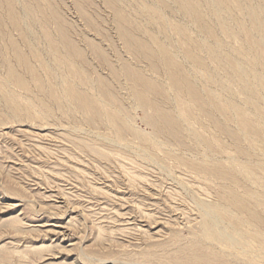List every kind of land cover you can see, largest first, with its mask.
<instances>
[{
    "label": "rangeland",
    "instance_id": "obj_1",
    "mask_svg": "<svg viewBox=\"0 0 264 264\" xmlns=\"http://www.w3.org/2000/svg\"><path fill=\"white\" fill-rule=\"evenodd\" d=\"M10 1L14 20L0 0V264H174L194 245L225 264H264V225L225 197L252 191L258 199L248 207L264 220V36L256 31L264 0H194L200 21L177 0ZM244 30L262 42L260 53ZM165 54L222 110L193 106L183 119ZM126 68L161 88L154 100L179 131L134 101L145 87L133 86ZM67 86L78 100L118 110L128 129L118 136L119 120L77 108ZM253 126L260 135L243 131ZM200 162L226 175L198 171Z\"/></svg>",
    "mask_w": 264,
    "mask_h": 264
},
{
    "label": "bare ground",
    "instance_id": "obj_2",
    "mask_svg": "<svg viewBox=\"0 0 264 264\" xmlns=\"http://www.w3.org/2000/svg\"><path fill=\"white\" fill-rule=\"evenodd\" d=\"M176 1V0H175ZM179 1L180 3V7L181 9L187 13L188 15H190L193 19H195L196 21H200L201 18H202V13H201V9L199 7V5L197 3L194 2V0H177ZM217 1V0H216ZM221 5H224L225 3L227 4L226 0H218ZM229 1V0H227ZM264 2V1H263ZM7 3H8V6H9V15H10V18L11 19H15L14 17V14H13V11L11 10V1L10 0H7ZM229 3V2H228ZM219 4V3H218ZM249 9V8H248ZM247 10V9H246ZM248 13L249 15L252 16V14H254V12L252 11V8H250L248 10ZM254 17V16H253ZM121 20V19H120ZM123 22V21H122ZM121 22V23H122ZM124 24V22H123ZM178 28V27H177ZM256 28V27H254ZM183 29V28H182ZM182 29H178V33L180 32L181 34L183 33V30ZM123 30V29H122ZM121 30V31H122ZM256 31H260L263 36H264V23L263 24H259L257 25V28H256ZM124 32V33H123ZM123 35H124V39H126V41H131L132 42V37L131 35H129V32L126 33L124 30H123ZM185 33V32H184ZM183 33V34H184ZM182 34V35H183ZM186 34V33H185ZM244 34H245V37H246V42L248 43L249 47L251 48H254L258 51V53H260V51L262 50V42L258 41L257 39H254L253 36L246 30H244ZM185 36V35H184ZM185 38V37H184ZM186 40V39H185ZM65 41V40H63ZM130 42V43H131ZM69 44V43H68ZM193 44V43H192ZM70 45V44H69ZM194 46V44H193ZM192 46V47H193ZM196 46V45H195ZM139 47L140 48H143L145 47V44H141L139 43ZM187 49V48H186ZM51 50L52 52L54 51L53 49V45L51 44ZM72 52L71 53H75V54H78V50H76L75 48H72L70 49ZM145 51V50H144ZM147 51V50H146ZM163 51V50H162ZM187 51V50H186ZM185 51V52H186ZM195 52V50H193ZM213 51V49H212ZM164 52V51H163ZM194 52H191V51H188L187 52V55L189 56V60H192L194 62H197L199 63L198 61V57H196L194 54ZM148 53V52H147ZM162 53V52H161ZM209 54V53H208ZM166 55V58H165V63L166 65L168 66V72H169V86L170 88L173 90V92L175 93V96L177 97V103L179 105V109H180V116L185 119V120H188L189 117H190V114H191V108L194 106V107H198V109L201 111V112H204L206 111V105L207 104H214L219 110H222V105L220 103H217V102H214L210 99H208L207 97V101L206 100H202L201 98V95L199 94V92L194 88V86H192V84L189 83L188 79L185 77V76H181L178 77V74L179 72L181 73L180 71V66H179V63L176 62L174 60V58L167 56ZM213 55V54H212ZM211 55V56H212ZM214 56V55H213ZM213 56L211 58H213ZM222 56V55H221ZM225 56V55H224ZM20 57V60H24L21 55L19 56ZM219 58L214 56V61L215 62H221L220 60H218ZM223 61H225V64L228 66V69L230 70H236V66L234 64V62L228 58V57H225L223 58ZM218 62V63H219ZM196 64V63H195ZM220 64V63H219ZM222 64V63H221ZM125 67V66H124ZM69 68H70V72H72L73 74L76 73V70L71 66L69 65ZM124 71H126V73L128 74L127 78H129V81L132 83L133 86L136 85V83L138 84H142L144 85V91L143 92H140V91H136V89H134L133 91V99L136 103L138 104H141L143 106H146L148 108H150L154 114V117L152 116V112L150 111V114L153 118L157 119L158 122H161V124L163 123L164 125H168L170 128L167 129L169 131L172 132L171 128H173L174 130L175 129H178L177 131H179V124L177 123V119L175 120L174 117H172L171 115L167 114V112H165L164 110H162L158 105L157 103L155 102V98L156 97H162V90L161 88L155 84L154 82H149L143 75L141 72H139L138 70H134V69H130V68H126V70L124 69ZM240 78V82H241V86L239 87V90L238 91H241L242 93H244L246 91V83L245 81L243 80L244 78L242 76L239 77ZM16 81L18 82V84H22L21 80L20 79H15V83ZM17 84V85H18ZM103 89V87H101ZM138 90V89H137ZM237 90V89H236ZM102 91V94L105 95V92L103 90ZM100 91V92H101ZM184 92L188 98V101L189 103L186 105V104H183V101L179 98V95ZM237 92V91H236ZM250 93V92H249ZM65 94L77 105V108L79 107V109H83L84 111L86 112H89L93 115H96L97 114V111H101L103 112V115L106 116L108 122L110 124H115L117 122V120H119V124H118V128H117V131H116V134L119 136L121 131L122 130H126V128L128 129V126H127V122H126V118L123 117V116H119L120 115V112L117 110V111H109L107 109H105L102 105L100 104H97L96 102H92V101H88L86 99H81V100H78L80 99V96H75L71 90H70V87L67 86L65 88ZM253 94V93H252ZM230 107H232V109H235V110H238L240 111V109L236 106H232L230 105ZM100 109V110H99ZM100 112V113H101ZM148 114V115H150ZM206 114V113H204ZM98 115V114H97ZM96 115V116H97ZM151 118V117H149ZM153 119V121L155 120ZM150 120V119H149ZM155 122V121H154ZM157 122V121H156ZM155 122V123H156ZM158 122H157V125H158ZM160 125V123H159ZM159 127V126H158ZM161 127V126H160ZM165 127V126H164ZM163 128V127H162ZM254 130L252 129H248V128H243V131L248 133V134H252V135H260V132L255 129V126L252 127ZM262 134V133H261ZM201 163V162H200ZM196 164L194 165L198 171H202V172H205V173H208V174H218L220 176H225L226 174L219 171L217 169V167H209L206 163L202 162L201 164ZM212 166V165H211ZM219 166V165H218ZM195 168V169H196ZM248 171V170H247ZM249 172V171H248ZM247 172V173H248ZM251 172H249L250 174ZM252 177V176H251ZM257 177V176H256ZM256 180V179H255ZM259 184L262 185L264 187V178L263 179H259ZM258 182V181H257ZM225 197L227 198L226 200H228V203L231 205V206H235L236 208H238V210H244V212L246 211V214L248 216V218L251 220V221H254L257 225L259 226H263L264 225V220L263 218L260 219L258 217V215L255 213V211L248 207V203H250V201H253V202H256V195L255 193H253L252 191L250 190H247L244 194V196H237L236 194H234L233 192H226L225 193ZM248 198L251 199L250 201H248ZM261 199V198H260ZM257 205V204H256ZM262 205V204H261ZM258 206V205H257ZM256 206V208H257ZM264 207V206H263ZM258 208H260V205L258 206ZM257 208V209H258ZM256 209V210H257ZM264 210V209H263ZM223 211V210H222ZM221 211V212H222ZM261 211V210H260ZM258 212V210H257ZM225 214V212H224ZM246 216V217H247ZM261 217V216H260ZM236 218V217H235ZM241 218V217H240ZM238 218V219H240ZM206 223V221H204ZM203 222V223H204ZM239 222V221H238ZM241 223H244L245 221H242L240 220ZM237 223V222H236ZM235 224V223H234ZM240 225V224H239ZM238 226V225H237ZM217 231V229H216ZM202 232H203V235L204 236V239H212L213 238V232H212V228L210 225H207V224H203L202 225ZM242 232V231H241ZM254 232V231H253ZM218 233V232H217ZM201 236V237H202ZM218 236V235H217ZM253 236L255 237H258V234L257 233H254ZM203 238V237H202ZM203 239V240H204ZM262 240V239H261ZM264 241V240H262ZM198 242V241H197ZM184 248V247H183ZM191 249V248H190ZM188 249V250H190ZM184 250V249H183ZM171 261L174 263V264H225L223 260H221V258L217 255V254H214L213 252L211 251H207L206 249H204V247H202L201 245L198 246V245H194L193 246V249H191L187 254L185 252H181V251H178V253H176L172 258H171Z\"/></svg>",
    "mask_w": 264,
    "mask_h": 264
}]
</instances>
